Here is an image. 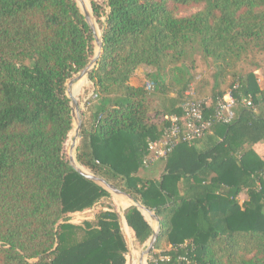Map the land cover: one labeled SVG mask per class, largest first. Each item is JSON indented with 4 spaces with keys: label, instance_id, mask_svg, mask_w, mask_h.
<instances>
[{
    "label": "trees",
    "instance_id": "1",
    "mask_svg": "<svg viewBox=\"0 0 264 264\" xmlns=\"http://www.w3.org/2000/svg\"><path fill=\"white\" fill-rule=\"evenodd\" d=\"M89 2L102 50L87 74L94 103L69 159L154 211L149 264H264V152L256 147L264 144V60L235 71L264 53V0ZM78 4L90 15L87 0ZM93 54L75 0H0V264H126L111 206L69 219L109 196L64 156L73 133L65 85ZM197 56L213 65L207 113L231 90L235 117L145 166L148 141L162 135L167 116L182 114ZM140 68L152 69L148 85H131ZM248 96L254 108L243 105ZM123 216V229L145 243L153 233L145 216L133 205Z\"/></svg>",
    "mask_w": 264,
    "mask_h": 264
},
{
    "label": "rangeland",
    "instance_id": "2",
    "mask_svg": "<svg viewBox=\"0 0 264 264\" xmlns=\"http://www.w3.org/2000/svg\"><path fill=\"white\" fill-rule=\"evenodd\" d=\"M87 1H88V5H89L91 22L94 24L95 28L97 29L98 36H99L100 35L99 26H98L93 14H92L90 2H89V0H87ZM95 1L98 4H100L102 7H104L105 0H95ZM76 2L78 4V0H76ZM78 6L81 9V6L79 4H78ZM95 51H96V44L94 43V53H95ZM263 60H264V53L263 52L253 53V54L247 56L246 59L239 62L237 64V66L235 67V71L241 72L243 74L248 73L249 71H251L253 69V67H254L253 63L262 64ZM189 65H190L189 66L190 74H192V76L194 78L193 82L189 88V91L191 90L193 92V96H198L200 98L208 97L209 96L208 93H209V91L213 85V77H211V73L213 71V65H212L211 60H209V59L204 60V59L197 56L195 59V62L193 64L191 63ZM150 70H152V69L151 68H149V69L141 68V70L139 71L140 78H141V82H140L141 84L144 83L145 85L146 84L148 85V83H147L148 80L146 78V75ZM79 72L74 74L66 82V85H65L66 91L71 93L70 92L71 85H74L75 83L83 80V85L80 87V89L78 90V92L75 95V98H76L78 105H79V110L77 112H75V113H77L78 118L73 119L71 132H73V130L76 128V122L77 121L80 120L81 125H82L84 113H86L88 111L89 107L94 103L93 96H91V84L88 81L87 77L78 78L77 76H78ZM255 73L258 74V78H261L260 71H255ZM140 78L137 79L138 83H139ZM219 80L221 81V87L223 89H227L229 84L232 81V78H231L230 74H225ZM259 81H260V79H259ZM72 135H73V133H72ZM78 141H79V136H78ZM78 141L76 143V147H77ZM66 142L67 143H65V147H64V156H65L66 160L69 162L70 144L68 143V141H66ZM256 147H257V151L264 152V144H262L260 146H256ZM75 152H76V149L74 148V155H75ZM75 160H76V158H75ZM82 168L84 171H86L88 173H92L88 169H86L85 167L82 166ZM108 182H110V181H108ZM110 183L112 184V182H110ZM108 192H109V196L102 198L92 208L85 209V210L80 211V212L70 213L69 219L71 222L81 223L84 220L93 219L96 211L98 209H100L102 206H104V205L105 206H111L119 214L121 229L123 231V234H124L127 246H128V251L126 253V264H140L139 263L140 256L144 252V250L146 249L147 244H148L151 236L148 238V240L145 243L140 244L137 242V240L134 236V233L131 230H130V232H128V231H125L123 229V226H122V217H124L123 211L126 207H128V205L132 204L133 202L126 196L119 197L117 194H115L113 192H110V191H108ZM239 196H240L239 198H245L243 193L240 194ZM144 216L148 220V222L151 224L153 231H154L156 229V225H157L156 222L150 217V215L144 214ZM166 246H167V244L165 242H163L161 244V247L158 249V251L165 249ZM152 251H153V249H152ZM150 253L145 254L143 256V257H146V264H149V260L151 259Z\"/></svg>",
    "mask_w": 264,
    "mask_h": 264
},
{
    "label": "built area",
    "instance_id": "3",
    "mask_svg": "<svg viewBox=\"0 0 264 264\" xmlns=\"http://www.w3.org/2000/svg\"><path fill=\"white\" fill-rule=\"evenodd\" d=\"M91 96L95 97L93 93ZM187 96L181 105L182 114L167 116L168 124L162 135L148 141L147 154L143 157L145 166H150L157 160L167 158L168 154L179 143H192L211 132L213 125L217 123L229 124L235 117L237 100L231 90H227L217 100L211 113H207L208 99L196 98L191 90L187 92ZM242 103L247 108H254L250 96L242 98Z\"/></svg>",
    "mask_w": 264,
    "mask_h": 264
},
{
    "label": "water",
    "instance_id": "4",
    "mask_svg": "<svg viewBox=\"0 0 264 264\" xmlns=\"http://www.w3.org/2000/svg\"><path fill=\"white\" fill-rule=\"evenodd\" d=\"M76 1V0H75ZM77 3V2H76ZM82 4V3H81ZM78 5V4H77ZM81 12L85 17V20L87 21V23L89 24V27L91 29L93 38H94V43L96 44V48L97 50L95 51L93 57L90 59V61L88 62V64L79 72L78 74V78H82V77H87V74L90 72V70L93 68V66L96 64L101 50H102V46H101V36L96 33V28L94 26V24L91 22V18L90 15L88 14V12L82 7L81 5ZM67 97L70 99V107H71V115H72V124H73V119H77V112L79 110V105L78 102L76 100V98H74L71 93L67 92ZM81 127V121H77L76 122V128L73 131V135L71 137V146L70 148H75L76 149V143L78 141V136H79V129ZM69 164L81 175H83L84 177H86L87 179H90L92 181H94L95 183H97L98 185H100L101 187H103L104 189H106L107 191L113 192L115 194H117L119 197H123L126 196L128 197L133 203L128 205V206H136L137 209L144 215V212H146L148 215H150V217L156 222V229L153 231L150 240L147 244L146 249L144 250V252L141 254L140 259H139V263L141 264L142 262V258L145 254H149L152 249L154 248L157 236H158V232H159V221H158V217L156 216V214L154 213V211H152L151 209L145 207L143 204H141L139 201H135L133 199V197L127 193H125L124 191L120 190L119 188H117L116 186H114L113 184H111L110 182H108L106 179L93 174V173H88L86 171H84L83 169L79 168L78 166H76L71 159H69ZM151 225V224H150ZM153 229V228H152Z\"/></svg>",
    "mask_w": 264,
    "mask_h": 264
},
{
    "label": "crops",
    "instance_id": "5",
    "mask_svg": "<svg viewBox=\"0 0 264 264\" xmlns=\"http://www.w3.org/2000/svg\"><path fill=\"white\" fill-rule=\"evenodd\" d=\"M140 70H141V68L136 71L134 77L130 80V84L131 85L137 86V85L141 84L140 83L141 82V78H140V74H139ZM138 77L140 78L139 83L137 82V79H139ZM241 200H243V198H241Z\"/></svg>",
    "mask_w": 264,
    "mask_h": 264
},
{
    "label": "bare ground",
    "instance_id": "6",
    "mask_svg": "<svg viewBox=\"0 0 264 264\" xmlns=\"http://www.w3.org/2000/svg\"><path fill=\"white\" fill-rule=\"evenodd\" d=\"M73 96V95H72ZM74 97V96H73ZM75 98V97H74ZM73 162V161H72ZM74 163V162H73ZM76 166H78L76 163H74ZM79 167V166H78ZM80 168V167H79ZM82 169V168H81ZM144 257L142 258V261H143ZM142 264V262H141Z\"/></svg>",
    "mask_w": 264,
    "mask_h": 264
}]
</instances>
